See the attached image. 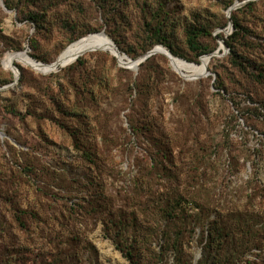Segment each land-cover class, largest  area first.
<instances>
[{
    "label": "rangeland",
    "instance_id": "rangeland-1",
    "mask_svg": "<svg viewBox=\"0 0 264 264\" xmlns=\"http://www.w3.org/2000/svg\"><path fill=\"white\" fill-rule=\"evenodd\" d=\"M35 1L26 7L21 0V11L44 14L47 3L39 29L0 0V71L14 82L8 55L33 53L53 63L92 34L111 39L109 33L139 54L160 28L176 51L190 54L191 28L211 33L201 38L209 47H220L219 34L234 33L229 23L221 28L232 0ZM237 2L243 10L253 3L239 14L254 44L242 70L229 48L208 59L209 75L197 79L161 53L135 69L101 49L79 57L84 65L76 60L49 74L14 62L25 83L0 91V264H129L107 237V204L127 219L130 242L135 218L143 231L155 228L147 237L152 244L140 246L141 264H183L173 250L160 255L162 230L189 264L202 259L211 221L233 227L237 218L254 219L264 235V82L254 80L250 66H264V0ZM217 80L225 90L215 88ZM163 199L183 201L184 217L163 220L155 207ZM18 211L28 213L27 230ZM259 248L247 259L264 264L255 257L261 250L264 256V244Z\"/></svg>",
    "mask_w": 264,
    "mask_h": 264
},
{
    "label": "trees",
    "instance_id": "trees-1",
    "mask_svg": "<svg viewBox=\"0 0 264 264\" xmlns=\"http://www.w3.org/2000/svg\"><path fill=\"white\" fill-rule=\"evenodd\" d=\"M6 8L10 11H15L18 13V16H23L25 21H29L39 29L41 26H43V23L45 21V17L50 11L49 8H47V3L44 5L42 4L43 8L45 9L44 14L37 13L33 10H28L26 14H22L23 11H21V0H3ZM245 1V0H240ZM48 2V0H47ZM35 0H27V6H36ZM234 5V0L230 1L227 5V9H231ZM253 3H249L244 7L243 9H236L231 12V20L234 26V33L232 36L225 38L224 35L219 34L218 39L222 40L226 43L230 50V58L229 60L233 64L234 67H237L238 69L242 70L248 62L245 58L246 51L248 53H252L251 50L254 49V44L248 41L247 35L248 31L243 26V23L239 19V14L242 13L245 10H251ZM49 6V5H48ZM229 19L221 26V28H226L228 26ZM211 36V33L202 28H191L188 31L187 39H186V45L187 49L190 52V54L185 53H179L176 51L172 45L169 43L168 38L162 33V30L160 28H156L154 30L150 31V35H148V42L150 43L146 48L142 49L141 53H134L131 50H125L121 43L114 37L113 35H110L108 33V36L114 41L117 48L122 52L128 55L130 58L136 60L140 55L144 54L147 55L150 51L154 49L156 45H162L166 49H168L174 56L181 58L183 60H186L189 63H200V58L203 56L211 55L214 51H217L219 49L218 45H215V47H209L207 45H204L201 43V38L203 36ZM83 38V37H82ZM80 39V38H79ZM77 40V39H76ZM31 47L34 49L35 47L31 44ZM35 50V49H34ZM143 57V56H142ZM31 58L35 59L38 62L48 63V61L40 58L36 54H31ZM151 57L148 58L145 62H150ZM77 65H84L83 59L77 60ZM252 66V70L257 72L256 75H253L254 80L258 83L264 82V66H259L256 63L250 65ZM75 67V66H70ZM21 71V77L19 80V85L23 86L25 83V72L22 68H20ZM14 82V77H10L7 79L3 73L0 71V88L12 84ZM218 82V83H217ZM215 88L219 91L225 90L224 84L221 83V81L217 80L215 84ZM13 113L16 116H19L22 118L21 113L18 111H13ZM31 115V113H30ZM91 155H88L89 157ZM91 158V157H89ZM92 162V159H90ZM102 198V200L107 201V197L104 194H101L98 196ZM160 202H163L160 206H158V213H160L163 216V220H167V222H173L175 220H179L180 218L184 217V214L179 215L180 213H184L181 209L184 210L182 207V202L179 201V199H172V202L167 199L161 200ZM159 204V203H158ZM84 208V207H83ZM92 208L95 210L97 209V206L92 205ZM74 210V209H71ZM79 210V209H78ZM77 212L74 211V213ZM106 213L107 219H103L105 221L104 225L106 226L105 231H110L108 233L109 239L113 242L116 249L120 251L123 255V257L129 262V264H141L142 255L139 253L140 246L146 245L147 242L151 239H148L147 237L150 232H152L155 228H149L147 231H143L140 227V224L138 225L137 219H134V222L132 224L133 228L131 231V242L130 239H126V232L129 230L130 227L127 225V219L123 217L122 214L121 217L116 215L110 206V204L106 205ZM179 213V214H178ZM28 213L25 211H18L16 213V219L19 222L21 228L26 229L28 228L26 220L24 219V216H26ZM253 220V221H252ZM259 221H254V219L247 220V218H237L234 221L233 227H228L225 221H211L209 224V227L207 228V235L203 237L202 242L205 243L203 245V255L202 259L199 261L198 264H237L241 263L242 260L246 259L248 261V264H257L256 261H249L247 259L248 253H250L253 250H259L260 245L264 244V235L260 233L258 229H256V226L259 224ZM161 236L164 239L165 244L164 247H162V252L160 255H164L167 250L168 251H174L178 256V262L183 264H189L187 261L182 262L181 258L179 257V253H181L180 246L176 239H173L170 235H167V233L162 230L160 231ZM169 237V240L172 241V243H169V241L166 240V237ZM150 244V243H149ZM148 245V244H147ZM263 252V250H261ZM258 253L256 258H260L263 262L264 256L263 253ZM156 256V255H155ZM159 258V257H158ZM74 259V258H73ZM161 262H163V258H159ZM158 260V261H159ZM63 261L61 259H54L49 264H62ZM79 262H74V264H78Z\"/></svg>",
    "mask_w": 264,
    "mask_h": 264
},
{
    "label": "bare ground",
    "instance_id": "bare-ground-1",
    "mask_svg": "<svg viewBox=\"0 0 264 264\" xmlns=\"http://www.w3.org/2000/svg\"><path fill=\"white\" fill-rule=\"evenodd\" d=\"M99 49L111 51L112 53H114L116 56L119 57L120 63L123 66H127L133 69L138 67L137 62H132L122 57L118 53L116 47L113 45L110 39L102 33L89 35L79 40L78 42L74 43L66 51H64L60 55V57L57 59V61L52 65H43V64L37 63L32 58H30V56L27 55L26 52L8 55V57L6 58L5 64L8 68L13 69L14 62H21L25 64L26 66L32 67L39 72H42L44 74H49L52 72H56L61 68L67 67L68 65L74 63L79 57L85 55L86 53L90 51L99 50ZM156 49H157L156 50L157 53H161L170 58L173 67L177 71L182 72L183 69L190 68L193 70V74L191 75V77L194 79H197L205 75L206 66L208 65V59L210 61V58L208 56H206L208 58L203 59V63L201 65H198V64L189 63L179 58H176L174 55H171L169 53L168 49L164 47L163 48L160 47Z\"/></svg>",
    "mask_w": 264,
    "mask_h": 264
},
{
    "label": "water",
    "instance_id": "water-1",
    "mask_svg": "<svg viewBox=\"0 0 264 264\" xmlns=\"http://www.w3.org/2000/svg\"><path fill=\"white\" fill-rule=\"evenodd\" d=\"M2 1V0H1ZM3 3V2H2ZM239 6H240V4H239V2H237L229 11H228V19H229V27L228 28H230V30H234V26H233V23H232V20H231V12L233 11V10H236V9H238L239 8ZM102 34H104L106 37H107V35L103 32ZM110 41L113 43V45L116 47V49H117V51H118V53L119 54H121L120 53V51H119V49L117 48V46L115 45V43L110 39ZM222 49H225V50H228V46L226 45V43L224 42V41H222V40H220V47H219V49L217 50V52L215 53V54H212V55H208V57L210 58V60H211V58L214 56V55H220L219 53H220V51L222 50ZM157 49L155 48V49H153L152 51H150L147 55H145V56H143V57H141V58H139V59H137V60H133V59H130V58H128L126 55H124L125 57H127L130 61H132V62H137L138 63V66L141 64V63H143V62H145L148 58H150V57H152V56H154V55H156L157 54V51H156ZM169 53L171 54V55H173L170 51H169ZM31 58V57H30ZM33 59V58H32ZM34 61H36L35 59H33ZM57 60V59H56ZM78 60V59H77ZM37 63H40V62H38V61H36ZM56 61H54L53 63H50V64H47V65H52V64H54ZM40 64H43V63H40ZM127 67V66H126ZM138 68V67H137ZM13 71H14V73H15V82L13 83V85H11V86H8V87H4V88H2V89H0V91H3V90H6V89H10L11 87H13L14 85H16V84H18L19 83V79H20V72H19V70L14 66V68L12 69ZM205 75L207 76V75H209V71H208V65L206 66V73H205Z\"/></svg>",
    "mask_w": 264,
    "mask_h": 264
}]
</instances>
